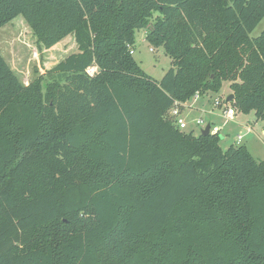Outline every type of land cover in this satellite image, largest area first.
<instances>
[{"label":"trees","instance_id":"obj_1","mask_svg":"<svg viewBox=\"0 0 264 264\" xmlns=\"http://www.w3.org/2000/svg\"><path fill=\"white\" fill-rule=\"evenodd\" d=\"M20 17L77 51L28 85L0 51V264H264V161L170 115L229 83L264 121V0H0Z\"/></svg>","mask_w":264,"mask_h":264},{"label":"rangeland","instance_id":"obj_2","mask_svg":"<svg viewBox=\"0 0 264 264\" xmlns=\"http://www.w3.org/2000/svg\"><path fill=\"white\" fill-rule=\"evenodd\" d=\"M263 32L264 19L251 37L257 38ZM0 51L20 82L28 85L46 75L77 50L72 37L52 49L41 48L27 23L20 17L0 29ZM133 57L143 71L156 81H161L173 68L172 60L164 48H155L146 41V30L137 32ZM231 93L230 84L224 83L218 94L208 93L205 102L202 98L195 103V109L186 106L182 119L189 127L184 131L194 130L196 134H200V129L211 125V133L221 136L220 146L223 150L226 151L231 146H245L258 162L264 161V121L258 120L254 112L243 114L237 110L234 119H227L223 109L214 105L216 99H221L223 103L227 102ZM193 102L195 100L191 101ZM227 103V106L234 109L232 103ZM200 119L203 121L201 127L196 125V120ZM239 137H242V140Z\"/></svg>","mask_w":264,"mask_h":264},{"label":"built area","instance_id":"obj_3","mask_svg":"<svg viewBox=\"0 0 264 264\" xmlns=\"http://www.w3.org/2000/svg\"><path fill=\"white\" fill-rule=\"evenodd\" d=\"M132 54H133V52H132ZM89 73L91 75H93L94 70H93V72H91V70H90ZM199 98H200V96L198 94H196V96L194 97L193 100H198ZM227 102L223 103L221 99H216L214 105H215V107H220V108L223 109L224 116L227 119H234L235 116H236V111H235V109L231 108L230 106H227V104H228ZM186 106H187V103L184 104V105L176 104L175 107L170 110V115L173 117V119L175 121V124L182 131L187 130L188 127H189L187 122H185L182 119V114H183L182 110H184L186 108ZM196 125L197 126H202L203 125V121L202 120H196ZM239 139H242V137H239Z\"/></svg>","mask_w":264,"mask_h":264},{"label":"water","instance_id":"obj_4","mask_svg":"<svg viewBox=\"0 0 264 264\" xmlns=\"http://www.w3.org/2000/svg\"><path fill=\"white\" fill-rule=\"evenodd\" d=\"M227 101L230 102V103L233 102V101H234V95H231V96L228 98ZM209 134H211V125L206 126V128L203 129L202 132H201V135H203V136H207V135H209Z\"/></svg>","mask_w":264,"mask_h":264},{"label":"crops","instance_id":"obj_5","mask_svg":"<svg viewBox=\"0 0 264 264\" xmlns=\"http://www.w3.org/2000/svg\"><path fill=\"white\" fill-rule=\"evenodd\" d=\"M203 98V100H204V102L206 101V97L204 98V97H200L198 100H195V102H193V103H191V102H188L187 103V106L190 108V109H195L194 108V104L195 103H197L200 99H202ZM185 110V109H184ZM184 110H183V112H184ZM201 120V119H200ZM201 127V126H200ZM202 130H203V128L202 129H200V134H201V132H202ZM194 131V130H193ZM195 132V131H194ZM196 134V133H195ZM196 135H198V134H196ZM242 140V139H241Z\"/></svg>","mask_w":264,"mask_h":264}]
</instances>
